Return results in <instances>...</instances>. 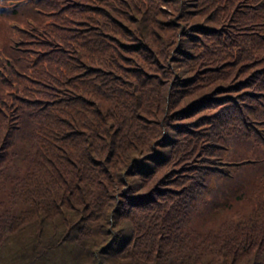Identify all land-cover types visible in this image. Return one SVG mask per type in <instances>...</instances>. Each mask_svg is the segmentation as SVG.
Listing matches in <instances>:
<instances>
[{
  "label": "trees",
  "instance_id": "16d2710c",
  "mask_svg": "<svg viewBox=\"0 0 264 264\" xmlns=\"http://www.w3.org/2000/svg\"><path fill=\"white\" fill-rule=\"evenodd\" d=\"M0 264H264V0H0Z\"/></svg>",
  "mask_w": 264,
  "mask_h": 264
}]
</instances>
